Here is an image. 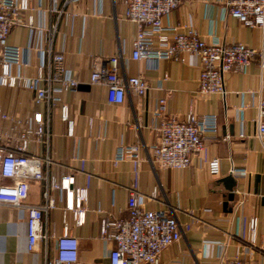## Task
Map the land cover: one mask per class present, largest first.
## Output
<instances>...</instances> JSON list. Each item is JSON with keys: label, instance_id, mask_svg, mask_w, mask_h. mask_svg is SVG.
Here are the masks:
<instances>
[{"label": "crops", "instance_id": "crops-1", "mask_svg": "<svg viewBox=\"0 0 264 264\" xmlns=\"http://www.w3.org/2000/svg\"><path fill=\"white\" fill-rule=\"evenodd\" d=\"M30 2L32 26H15L8 36L10 44L22 48L21 65L12 66V73L36 74L50 30L52 51L63 53L65 66L77 81H88L96 57L116 53L120 77L142 76L147 83L143 96L127 92L121 105L108 103L100 86L62 94V104L74 121L73 135L66 134L56 105L50 114V150L32 141L26 151L28 158L37 160L29 169L25 205L38 208L45 203L46 177L73 175L76 185L88 189L84 223L76 225L71 212H65L68 233L79 241L75 264H109L114 244L100 236L101 214L96 210L113 218L125 216L130 191L145 197L146 209L165 208L179 224L180 240L163 252L158 264H218L235 256L264 264V138L257 133L259 99L264 95V29L230 17L227 0H182L163 17L164 26H189L208 41L263 49V66L257 60L243 72L225 74L223 95L201 94L197 56L186 55L184 61L131 58L136 28L123 17L122 0H107L103 16L90 13L91 0H80L60 15L52 7L63 9L62 0ZM33 95L25 88L0 86V110L22 118L45 113L47 105H36ZM160 98L166 100V116L183 118L189 108L198 116L216 115L215 137L204 141V151L194 155L185 169L154 168L147 159V147L157 134L153 109ZM0 126L9 136L0 138V146L11 148L16 132L8 121L0 120ZM120 144H139L143 161L127 159L114 165L111 157ZM212 157L220 159L218 177L206 172ZM154 188L157 195L152 198ZM49 194L55 207L39 211L37 218H31L29 207L0 205V264H43L45 253L54 256L56 237L64 230L65 201L58 190ZM251 218L257 220L253 241ZM46 230L51 235L44 241L40 235Z\"/></svg>", "mask_w": 264, "mask_h": 264}, {"label": "built area", "instance_id": "built-area-1", "mask_svg": "<svg viewBox=\"0 0 264 264\" xmlns=\"http://www.w3.org/2000/svg\"><path fill=\"white\" fill-rule=\"evenodd\" d=\"M80 0H62V8L52 7V11L61 14L64 8L73 7ZM107 0H91V14L105 15ZM113 3V0H110ZM182 0H122L123 17L135 25L131 40V58L141 59H174L184 61L186 55H195L200 61V72L197 78L198 91L201 94L223 95L224 75L231 72H243L258 60L261 66L263 49L248 46L241 42L223 44L208 41L195 29L189 26H164L162 19L177 8ZM227 13L244 26L264 29V0H227ZM33 10L30 0H0V86L25 88L33 92L36 105L46 104L45 113L40 111L22 118L0 110V120L10 123V130L16 132L11 148L0 146V205L29 207L25 200L29 192L28 180L30 168L37 160L28 158L26 151L32 141L44 145L50 150L52 132L50 114L54 106L59 105L60 118L66 123V134L72 136L74 121L70 118L69 109L62 104V94L80 89V86H100L105 89L107 102L113 105L124 103L127 92L143 96L147 83L142 76L122 78L118 75L120 56L116 53L98 56L93 63L87 82L77 81L65 66L62 52L52 51L50 30L44 38L46 47L41 51V62L34 76L12 73V66H20L22 48L8 42V36L15 26H32ZM28 13L24 19V14ZM43 32V28L39 27ZM52 31L56 25L52 26ZM49 35V36H47ZM166 100L160 98L153 109L154 118L158 121L156 137L147 147V159L154 168L185 169L194 155L204 151V141L214 138L218 123L214 113L198 116L192 108L183 118L166 116ZM259 120L257 133L264 138V95L259 99ZM102 119H98L101 124ZM9 137L0 126V138ZM98 139V138H96ZM127 159L139 164L143 161L139 144H120L111 157L117 165ZM50 162L49 156L45 157ZM206 172L211 177L220 175V159L212 157L206 162ZM43 196L45 203L36 208L29 207L31 218H37L39 211L47 213L55 207V200L49 194L58 190L64 196L63 233L56 237V250L53 257L44 254L43 264H75L78 261L79 241L68 233L66 213L70 211L76 225L84 223L85 204L88 200V189L78 186L73 175L46 177ZM154 188L150 197L155 198ZM145 197L130 191L127 198V214L113 218L101 214L99 234L113 242L114 246L108 255L109 264H158L161 255L172 244L178 242L181 231L176 217L165 208L146 209ZM257 220H249L250 239L256 236ZM51 234L46 230L40 238L47 241ZM53 235V234H52ZM218 264H256L239 256L223 258Z\"/></svg>", "mask_w": 264, "mask_h": 264}, {"label": "water", "instance_id": "water-1", "mask_svg": "<svg viewBox=\"0 0 264 264\" xmlns=\"http://www.w3.org/2000/svg\"><path fill=\"white\" fill-rule=\"evenodd\" d=\"M80 89H83V90H85V89H86V87H85V86H80Z\"/></svg>", "mask_w": 264, "mask_h": 264}]
</instances>
